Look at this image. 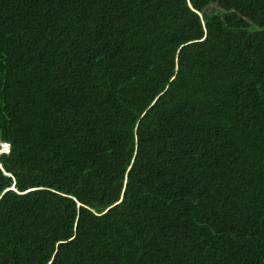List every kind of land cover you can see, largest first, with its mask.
I'll return each mask as SVG.
<instances>
[{
    "label": "trees",
    "instance_id": "16d2710c",
    "mask_svg": "<svg viewBox=\"0 0 264 264\" xmlns=\"http://www.w3.org/2000/svg\"><path fill=\"white\" fill-rule=\"evenodd\" d=\"M4 142L0 264H264V0H0Z\"/></svg>",
    "mask_w": 264,
    "mask_h": 264
},
{
    "label": "snow or ice",
    "instance_id": "6c2138e0",
    "mask_svg": "<svg viewBox=\"0 0 264 264\" xmlns=\"http://www.w3.org/2000/svg\"><path fill=\"white\" fill-rule=\"evenodd\" d=\"M188 6L192 7L191 2H189ZM193 11H195V9H193ZM9 151H10L9 145L4 144L3 145V152H4V159L5 160L8 159ZM3 171H4L3 165H0V172H3ZM5 174L9 177V181H7V182H10L11 181V173L7 172ZM7 182L0 180V186H2L4 183H7ZM16 191H17V188L15 186H13L12 188L5 187L4 191L2 193H0V199H3L7 195L8 192H16ZM118 203H119V201H118ZM73 239H75V237H73Z\"/></svg>",
    "mask_w": 264,
    "mask_h": 264
},
{
    "label": "clouds",
    "instance_id": "9594fccd",
    "mask_svg": "<svg viewBox=\"0 0 264 264\" xmlns=\"http://www.w3.org/2000/svg\"><path fill=\"white\" fill-rule=\"evenodd\" d=\"M4 144L9 145V148H10V144H9L8 142H4V143H2V145H1L2 147L0 148V152H1V153H3V145H4Z\"/></svg>",
    "mask_w": 264,
    "mask_h": 264
},
{
    "label": "rangeland",
    "instance_id": "374dc122",
    "mask_svg": "<svg viewBox=\"0 0 264 264\" xmlns=\"http://www.w3.org/2000/svg\"><path fill=\"white\" fill-rule=\"evenodd\" d=\"M212 5H215V6H216V4H212ZM212 5H211V6H212ZM1 154H2V153L0 152V156H1Z\"/></svg>",
    "mask_w": 264,
    "mask_h": 264
}]
</instances>
